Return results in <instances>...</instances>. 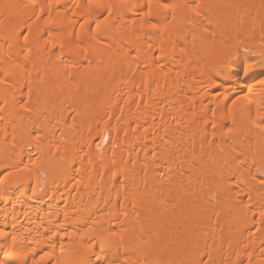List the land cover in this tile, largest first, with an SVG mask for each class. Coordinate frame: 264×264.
<instances>
[{"label": "bare ground", "instance_id": "bare-ground-1", "mask_svg": "<svg viewBox=\"0 0 264 264\" xmlns=\"http://www.w3.org/2000/svg\"><path fill=\"white\" fill-rule=\"evenodd\" d=\"M260 173L264 0H0V264H264Z\"/></svg>", "mask_w": 264, "mask_h": 264}, {"label": "rangeland", "instance_id": "rangeland-1", "mask_svg": "<svg viewBox=\"0 0 264 264\" xmlns=\"http://www.w3.org/2000/svg\"><path fill=\"white\" fill-rule=\"evenodd\" d=\"M71 120V119H70ZM62 142H63V140H62ZM259 176V178L260 179H263L262 177H264L261 173L258 175ZM262 176V177H261ZM245 199H247L248 200V197L247 196H245ZM246 201V200H245Z\"/></svg>", "mask_w": 264, "mask_h": 264}]
</instances>
